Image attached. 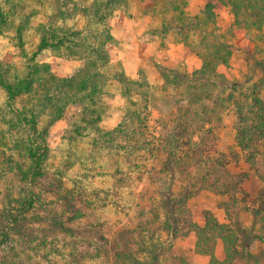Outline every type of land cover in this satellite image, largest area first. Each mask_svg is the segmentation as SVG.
Returning <instances> with one entry per match:
<instances>
[{"label":"rangeland","instance_id":"1","mask_svg":"<svg viewBox=\"0 0 264 264\" xmlns=\"http://www.w3.org/2000/svg\"><path fill=\"white\" fill-rule=\"evenodd\" d=\"M121 1L109 22L108 31L113 41L111 51L107 53L110 61L100 68L105 83L103 92L94 98L93 104L82 99L85 94H78L65 107L63 117L48 130L46 143L49 152L43 166V179L30 186L19 181L20 171L30 165L26 150L30 129L18 125L17 114L21 113L29 120L40 111L37 106L40 100L31 94L16 100L11 107L0 88V210L9 199L17 197L20 189L39 193L44 188L53 192L58 188L61 201L71 194L76 200L74 206L81 214L74 224L78 226L77 232L74 227L73 234L58 231L53 234L55 240L46 229L43 230L47 226H28L30 241L32 235L39 240L45 235L47 243L52 240L54 246L29 250L12 245V250L0 254V260L8 253L7 261L12 264H113L111 260L81 261L79 257L92 250V244H99L96 239L100 235L111 242L123 230L129 229L135 232L131 253L137 260L145 262V252L149 251L152 242L143 240V232L149 227L159 232V224L164 222L161 207L173 200L171 191L187 185L186 176L193 183L205 172L210 184L218 175L225 178L227 174L241 173L245 168L241 155L237 162L230 155L236 127L234 115L225 104L213 107V95L219 96L222 88L227 86L218 83L213 87V80L203 86L191 79V85L197 89L189 88L188 92L210 98L186 107L185 95H181L183 88L165 85L161 71L172 70L182 79L199 70L202 62L189 50L203 47L200 45L203 29L215 30L225 35L222 42L240 47L233 51L229 66H219L218 73L230 82L247 81L245 84L248 85L263 76L258 68L253 67L255 62L264 59L262 37L256 40L252 35L231 36L228 30L232 29L233 19L228 10L215 11L214 18L208 21L200 13L204 7L201 0ZM92 3L93 0H0V14L4 20L3 24L0 23V64L4 77L15 83L26 77L28 66L34 65H47L50 73L57 77L74 75L82 66L78 57H85L83 48L45 50L34 55L41 29L78 31L79 37L69 39L74 43L85 40L97 47L105 29L93 22ZM179 28L191 29L186 48L180 43L181 36L176 34ZM246 48L251 49L252 60H246L243 50ZM258 50L260 53L255 54ZM124 72H137L136 84L129 86L127 81H120ZM125 89L130 95L128 100L121 95ZM258 94L264 100V86ZM187 108H190L189 115ZM51 113L46 110L38 116V129L46 127ZM95 118H99V122L92 124ZM178 125L194 133L191 147L197 145V155L184 146L178 151V143H173L172 151L170 142L165 140L175 133ZM169 152L175 156L180 152L178 158L185 161L184 165L189 169L186 176L174 173L171 176L166 172L167 181H161L156 172ZM218 159L227 160V166L219 174L213 170ZM161 183L165 188L160 186ZM199 189H193L194 194L186 201L191 221L203 226L204 212H210L222 221L224 214L217 208L218 196L211 186ZM52 194L44 193L42 200L58 199L57 193L56 196ZM43 207L40 204L36 208L40 216ZM155 217L159 220L155 221ZM159 233L165 247L166 236L162 231ZM74 241L77 246L72 244ZM157 241L155 237L153 242ZM174 244L192 250L194 234L190 233ZM36 245L35 241L33 246ZM259 250H264V242L251 246L254 255ZM107 252L108 259H113V253ZM163 259L167 264L166 254ZM207 263L208 258L200 255L191 259V264Z\"/></svg>","mask_w":264,"mask_h":264},{"label":"trees","instance_id":"2","mask_svg":"<svg viewBox=\"0 0 264 264\" xmlns=\"http://www.w3.org/2000/svg\"><path fill=\"white\" fill-rule=\"evenodd\" d=\"M202 1L204 7L200 13L206 20L209 21L212 17L214 18L215 11L228 10L233 19L230 27L232 29L228 30L231 36L235 37L237 34L252 35L256 40L262 37L261 41L264 43V0ZM121 3V0H93L91 6L93 22L101 29H105L103 39L97 44V47L85 40L79 41V43L70 40L71 37H79L80 32L78 31L41 29L42 35L34 56L47 49L52 51L74 50L76 48L74 46L84 49L85 57L74 55L83 61V66L71 78H59L51 74L47 65L41 67L34 65L27 67L28 73L25 78L11 83L4 77L5 74L0 64V88L4 90L9 106L12 107L16 100L31 94L40 100L37 101L40 111L30 116L29 120L24 118L21 113L17 114L18 125L20 123L30 129L26 138L28 142L26 150L30 165L25 171H20V183H29L30 186V184L43 179V166L49 152L46 143L48 130L63 117L65 107L72 103L78 94H85L82 99L91 104L94 103L96 96L102 94L105 83L102 81L103 76L100 68L110 61V56H107V53L111 51L113 41L108 31L109 22L113 10ZM87 13L89 14L88 11ZM3 22L2 14H0V23L3 24ZM189 30L191 29H177L176 34L181 36L180 43L183 44L184 48L188 47ZM193 30L197 31L198 29ZM201 34L203 37L200 45L203 47L190 48L189 50L201 60L200 69L191 76L185 75L182 79L178 78L172 70H162L161 77L165 85L177 89L183 88L181 95H185L186 107L210 98L208 95L201 97L197 93L188 92L189 88L197 89L195 85H191L193 80L202 83L203 86L210 80H213V87H216L218 83L227 86L222 88V93L220 92L219 96L213 95V107L220 106V103L225 104L226 109L235 117L234 146L230 155L236 158V162L240 159V155L243 157L244 170L241 173L227 174L225 178L218 175L210 184L207 183L208 178L203 171L204 175H201L196 182L190 183L189 177L185 174L189 167L184 165L185 161H180L181 158H178L180 152L176 156L175 153H167V157L160 163L161 169L156 172L158 180L167 181L166 174L170 173L172 176L174 173L178 176L184 174L188 183L171 191L173 200L161 207L164 222L159 224L158 230L166 236V246L164 247V244L161 243L160 233L156 229L151 227L147 228L148 230L145 229L143 232L145 239L143 240H149L152 244L149 246V251L145 252V262H141L137 260L135 254L131 253V246L135 244L133 241L135 232L126 229L111 242L104 235H100L96 239L99 244H92V250L80 254L81 261L84 259L92 261L103 259L111 260L113 264H164L163 256L166 254L167 264H191V259L195 255L209 257L208 264H264V250H259L255 255L251 252V246L254 243L264 242V100L258 94V91L264 86V59L253 64L254 68H258L263 73L259 80L248 85L245 84L247 81L230 82L218 73L217 68L229 66L233 51L240 49V47L222 42L221 40L226 38L225 35L215 30L211 32L203 29ZM243 50L246 60H252L251 49ZM261 51H264V46ZM258 53H260L259 50L255 52V54ZM119 80L127 81L129 86L136 84V82L127 80L122 74ZM227 88L228 92H226ZM122 96L127 100L130 99L127 89L122 93ZM56 102H61V105L57 106ZM46 110L52 112L50 120L45 128L38 129L37 118ZM189 110L190 108H187L188 115ZM88 121L90 122L91 119ZM95 121L92 124L99 122V118H95ZM179 126L181 125H178L175 133L165 140L170 142L172 151L173 143H178V151L181 146H184L183 148H189L194 156L197 155V145L191 147L194 133L191 131L189 133L187 128H180ZM106 135L109 134L106 133ZM224 156L222 155L221 158ZM184 157L185 159L188 158L187 155ZM182 160H184L183 157ZM215 164L217 167L213 170L219 174L227 166V160L218 159ZM205 185H210L214 194L218 196L217 208L224 211L225 223H219L210 212L202 213L203 226L191 221L186 201L194 194L192 193L193 189L200 188L199 191H201ZM160 186L165 188L162 183ZM44 193H53L51 196H56L55 193H57L58 199L42 200ZM58 193V188L56 192L44 188L39 193L33 190L20 189L16 198L8 200L7 205L0 210V254L6 253L9 249L12 250V245L25 247L29 250H37L39 246L50 248L53 245L52 240L47 243V240L44 239L45 235L41 240L37 237L35 239L32 235L30 241L28 235L31 232L28 230V226H47L43 230L46 229L54 240L53 234L58 231L73 234L75 229L74 231L77 232L78 226L74 224L79 221L81 214L74 206L76 200L71 194H68L61 201ZM161 197H163L162 194ZM40 204L44 205L41 208L43 211L41 216L36 213V208ZM154 220L158 221L159 219L155 217ZM25 229L28 230V234ZM190 233H193L195 237L194 249H184L174 244L178 239L186 238ZM155 237L158 239L156 243L153 242ZM35 241L38 244L37 247L33 246ZM217 241L223 245L224 259L222 261L215 258ZM83 243L86 244V242ZM72 244L78 245L77 241ZM106 249L113 253V259H108ZM147 252L149 255H146ZM7 260L8 253L2 257L0 264H12L11 261Z\"/></svg>","mask_w":264,"mask_h":264},{"label":"crops","instance_id":"3","mask_svg":"<svg viewBox=\"0 0 264 264\" xmlns=\"http://www.w3.org/2000/svg\"><path fill=\"white\" fill-rule=\"evenodd\" d=\"M202 1V0H201ZM119 6H121V4L119 5ZM118 6V7H119ZM117 7V8H118ZM111 37H112V35H111ZM112 39H113V37H112ZM47 50H50V49H47ZM43 51H45V50H43ZM43 51H41V52H43ZM52 51V50H51ZM40 54V53H39ZM86 56V55H85ZM80 61V64L83 66V61H81V60H79ZM81 66V67H82ZM80 67V68H81ZM218 69V68H217ZM136 74H137V72H135V73H132V72H124L123 74H122V76L123 77H125L127 80H130V81H133V82H136V81H134V79L136 78ZM75 75V74H74ZM73 76V75H72ZM72 76H69V77H59V78H71ZM122 95V94H121ZM219 209V208H218ZM219 210H222V209H219ZM223 211V210H222ZM223 214H224V217H223V219H222V221H218L219 223H225L226 222V217H225V213H224V211H223ZM194 249V248H193ZM203 257H207V256H203ZM208 258V262H209V257H207ZM215 258L218 260V261H222L223 259H224V250H223V245H222V243L220 242V241H217V243H216V245H215ZM208 264V263H207Z\"/></svg>","mask_w":264,"mask_h":264}]
</instances>
